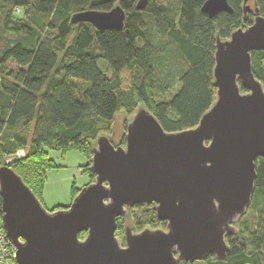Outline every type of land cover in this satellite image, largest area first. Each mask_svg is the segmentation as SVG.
<instances>
[{
    "label": "trees",
    "instance_id": "16d2710c",
    "mask_svg": "<svg viewBox=\"0 0 264 264\" xmlns=\"http://www.w3.org/2000/svg\"><path fill=\"white\" fill-rule=\"evenodd\" d=\"M206 1L0 0V168L13 170L42 203L47 173L60 169L49 152L82 155V172L92 183L95 141L107 137L124 146L126 127L140 107L165 132L196 127L215 100L216 38L227 40L249 27L255 8L264 18V0L251 1L245 20L243 0H227L233 12L213 19L201 11ZM115 8L124 14L121 29L71 23L75 14ZM251 59L264 87V52ZM19 151L25 158L5 165ZM255 172L250 207L236 224L237 234L226 238V260L194 264H264V159L256 160ZM74 187L71 201L80 191ZM126 223L133 233L166 226L153 205L135 206L118 218L115 236L121 242Z\"/></svg>",
    "mask_w": 264,
    "mask_h": 264
},
{
    "label": "water",
    "instance_id": "95a60500",
    "mask_svg": "<svg viewBox=\"0 0 264 264\" xmlns=\"http://www.w3.org/2000/svg\"><path fill=\"white\" fill-rule=\"evenodd\" d=\"M243 0L244 20L252 12ZM213 19L233 10L227 0H207ZM216 38L213 105L196 127L165 132L145 108L126 127L124 146L99 137L92 148V183L70 205L47 211L21 178L0 168L1 220L16 264H194L225 261L226 238L237 234L255 192V162L264 159V87L252 71V53L264 52V18ZM123 12L84 11L73 24L121 29ZM243 89V91H242ZM154 206L165 229L133 233L118 218L135 206ZM85 234L80 240L79 235Z\"/></svg>",
    "mask_w": 264,
    "mask_h": 264
},
{
    "label": "rangeland",
    "instance_id": "374dc122",
    "mask_svg": "<svg viewBox=\"0 0 264 264\" xmlns=\"http://www.w3.org/2000/svg\"><path fill=\"white\" fill-rule=\"evenodd\" d=\"M252 2H249L251 6ZM7 67L13 73L17 68L9 62ZM50 158L54 159L55 165H59L60 169L50 171L47 176L48 187H46L47 205H43L47 211L53 210V204H59V207L65 208L70 205L71 187L74 185L76 189H81L87 186L90 181V176L82 172V167L86 165V159L77 152H69L62 158L58 152H49ZM25 154L22 158H25ZM83 158L85 160H83ZM58 171V172H56ZM67 204V205H63Z\"/></svg>",
    "mask_w": 264,
    "mask_h": 264
},
{
    "label": "built area",
    "instance_id": "2783aa9c",
    "mask_svg": "<svg viewBox=\"0 0 264 264\" xmlns=\"http://www.w3.org/2000/svg\"><path fill=\"white\" fill-rule=\"evenodd\" d=\"M23 152L16 153L13 159L7 160L5 165H9L14 159H20L23 156ZM0 264H16L14 251L7 239L3 223L0 217Z\"/></svg>",
    "mask_w": 264,
    "mask_h": 264
},
{
    "label": "crops",
    "instance_id": "0c3cea01",
    "mask_svg": "<svg viewBox=\"0 0 264 264\" xmlns=\"http://www.w3.org/2000/svg\"><path fill=\"white\" fill-rule=\"evenodd\" d=\"M58 153H60V152H58ZM79 154V153H78ZM60 155L61 156H59L60 158H62L63 156H65L64 154H61L60 153ZM80 155V154H79ZM82 156V155H81ZM49 157H50V153H49ZM53 162H54V159H51ZM83 160H85L84 158H83ZM56 166H59V165H57L56 164ZM60 167V166H59ZM56 172H58V171H56ZM50 172H48L47 174H49ZM48 178H49V176H47V181H48ZM46 187H48V182L45 184V187H44V191H43V195H42V204L43 205H47V199H46ZM70 202H71V197H70ZM54 206L53 207H58L59 206V204H53ZM63 205H67V204H63Z\"/></svg>",
    "mask_w": 264,
    "mask_h": 264
}]
</instances>
